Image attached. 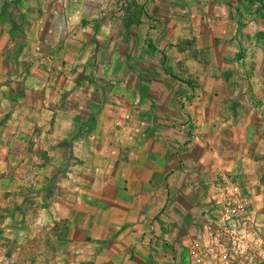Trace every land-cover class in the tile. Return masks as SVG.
<instances>
[{"label":"crops","instance_id":"0c3cea01","mask_svg":"<svg viewBox=\"0 0 264 264\" xmlns=\"http://www.w3.org/2000/svg\"><path fill=\"white\" fill-rule=\"evenodd\" d=\"M220 175L264 225V0H0V264H191Z\"/></svg>","mask_w":264,"mask_h":264},{"label":"built area","instance_id":"2783aa9c","mask_svg":"<svg viewBox=\"0 0 264 264\" xmlns=\"http://www.w3.org/2000/svg\"><path fill=\"white\" fill-rule=\"evenodd\" d=\"M182 128L192 136L187 120ZM207 190L208 205L187 249L190 263L264 264V225L252 215L249 198L239 182L230 175H220ZM165 241L171 264H178L174 241Z\"/></svg>","mask_w":264,"mask_h":264},{"label":"rangeland","instance_id":"374dc122","mask_svg":"<svg viewBox=\"0 0 264 264\" xmlns=\"http://www.w3.org/2000/svg\"><path fill=\"white\" fill-rule=\"evenodd\" d=\"M248 51H249L248 49H243L242 56H239L238 59H237V64L238 65L234 68V72L237 75H241L242 77H248V75L254 73L253 72V67L250 65L249 59L247 58ZM184 115H186L185 112H184ZM184 117L186 118V116H184ZM186 120H187V118H186ZM190 132H192V131H190ZM193 136H194V133H193L192 136H190V134H188V137H193ZM249 204H250V200H249ZM173 210H174V208H173ZM173 210L171 211V215L173 217H175V221H177L178 214H177L176 211H173ZM153 215L154 216L156 215L155 216V220H157L156 224H155L153 229H151L150 226H148L146 228V230H144V234H147V229H149V231H152L150 233L154 232V234L160 235L159 237H162V239L170 238V239L174 240V236L175 237H177V236L175 234H171L170 231L172 230V231H174V233L177 234V233H179V231H181L182 228L179 230L180 226H177V225L169 226L168 223H165V225H164L163 218H162L161 214L158 213L156 210L153 212ZM157 217H160V220L157 219ZM174 248H176V252H177V255H178L180 247L175 242H174Z\"/></svg>","mask_w":264,"mask_h":264}]
</instances>
